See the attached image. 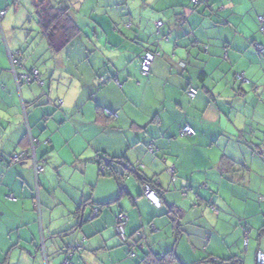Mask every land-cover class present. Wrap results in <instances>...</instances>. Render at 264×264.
<instances>
[{"label": "crops", "instance_id": "obj_1", "mask_svg": "<svg viewBox=\"0 0 264 264\" xmlns=\"http://www.w3.org/2000/svg\"><path fill=\"white\" fill-rule=\"evenodd\" d=\"M39 1L0 0V264H62L76 244L72 264L264 254V0H48L79 30L55 49ZM145 51L155 59L143 77ZM32 70L40 85L16 81ZM184 126L194 135L181 136ZM111 158L123 167L100 175Z\"/></svg>", "mask_w": 264, "mask_h": 264}, {"label": "trees", "instance_id": "obj_2", "mask_svg": "<svg viewBox=\"0 0 264 264\" xmlns=\"http://www.w3.org/2000/svg\"><path fill=\"white\" fill-rule=\"evenodd\" d=\"M35 6L37 8V19H38L39 28L41 30V34L46 38V40L48 41V45L51 48L55 49L58 46L60 47L62 45H65L66 43L70 42L74 37H76V35L79 33V30H78L77 26L73 22L72 17L67 12V10H60V9L54 8L49 3L48 0H41ZM257 22H258V17H257ZM258 24H259V22H258ZM259 26H260V24H259ZM57 34H58V36H57ZM237 79H238V76H237ZM20 83H22V82H20ZM38 85H40V84H38ZM193 89H195V88H193ZM195 90L197 91V89H195ZM187 92H188V90H187ZM187 92H186V94H187ZM197 93H198V91H197ZM187 96H188V94H187ZM188 98L191 99L189 96H188ZM193 99H191V100H193ZM33 145L34 144H31V147H33ZM22 153H25L24 158L21 161L15 162V163H20V162L28 159V156H29L28 152H22ZM12 156H10V160H11ZM111 163H116L117 165H120L121 167H123V164L121 163V160H117L116 158L115 159L111 158L106 163L104 162L105 166H104L103 163H101V164L99 163L100 175H108V174H105V172L101 171V166H103L106 169V166L111 164ZM136 176L142 182V186L143 187H144V185H148L149 187L152 188V186L150 184H148L147 182H145V180H143L141 178V176H139V175H136ZM115 225H116V223H115ZM115 225H114V230H115ZM140 233L143 235L142 232H140ZM115 234H116V232H115ZM136 234H135V238H136ZM61 235L63 236L64 234H61ZM126 236H127V234H126ZM117 238L119 239L118 236H117ZM127 240H128V236H127ZM143 240H144V238L141 239V240L136 239L135 241L136 242H140V241H143ZM84 241H86L85 238L83 239V242ZM119 241H120V239H119ZM121 244H123V243L121 242ZM138 246H139V243L137 244V246L134 247V249H139ZM83 247L84 246L80 245V244H76V245H73V246L69 245L65 249L64 257L66 256L67 253H69L71 255V259H70V262H71L72 258L74 256V252L82 250ZM139 250L142 251L143 247L141 249H139ZM173 257L174 256L171 257L170 254H167V255H165V256H163L161 258H159V256H150L149 254H145V255H143L142 262L144 264H176V263L173 262L174 261ZM212 261L214 262V264L219 263L218 260H216V259L212 260ZM71 264H72V262H71ZM177 264H179V263H177ZM201 264H205V263H201ZM219 264H237V263L234 262V260H230V261H228V263L222 262V263H219ZM238 264H241V263H238Z\"/></svg>", "mask_w": 264, "mask_h": 264}, {"label": "built area", "instance_id": "obj_3", "mask_svg": "<svg viewBox=\"0 0 264 264\" xmlns=\"http://www.w3.org/2000/svg\"><path fill=\"white\" fill-rule=\"evenodd\" d=\"M192 2L194 4H197L199 1L198 0H192ZM3 15H4L3 13H0V18L3 17ZM258 22L260 24V31H261V33L264 34V16H259ZM160 26H161V23H157V27L159 28ZM257 49L261 50V47L257 46ZM154 59H155V55L148 52V51H145L140 56V73L143 77L148 76V74L150 73ZM10 60H11L12 66L15 65L16 63H19V59L17 57H11ZM179 67L183 69L185 67V64L179 63ZM37 79H38V72L35 70H33L32 72H29V73H25V74L19 76L18 78L16 77V81L18 83L22 82V83L27 84V85L34 83ZM238 79L243 80L241 76H238ZM38 84H41V83L38 82ZM187 94L191 99H193L196 96L197 91L193 88H190V89H188ZM180 135L181 136H193L194 130L189 126H184L180 130ZM24 155H25V153L14 154L11 157V162L15 163V162L21 161L24 158ZM104 169L105 168L103 166H101L102 172H104ZM41 172H43V168L39 165H36L35 166L36 175H39ZM167 173L170 175H173V173H174L173 168H169L167 170ZM143 195L153 206H155L156 208L160 207V201L157 197L156 192L151 187H149L148 185H144ZM10 199L13 200L12 198H10ZM210 208L215 211V209L212 206ZM93 216H97V211L94 212ZM127 220H128L127 216L124 213H119L116 216L115 232L123 244H126L128 241L127 236H126V231H125ZM245 237H246V234H245ZM143 238H144V236L141 233L136 234V239L141 240ZM246 245H247V238H245V241H244V246H246ZM136 246H137V244H136ZM138 247H139V249L142 248V246H140V245ZM128 255H129V257H134L133 250H129ZM70 259H71V255L69 253H67L66 256L64 257L62 264H71ZM255 262H256V264H264V254H262L261 252H257Z\"/></svg>", "mask_w": 264, "mask_h": 264}, {"label": "rangeland", "instance_id": "obj_4", "mask_svg": "<svg viewBox=\"0 0 264 264\" xmlns=\"http://www.w3.org/2000/svg\"><path fill=\"white\" fill-rule=\"evenodd\" d=\"M35 28H37L36 27V24L35 23H33V29H35ZM32 29V31H34ZM39 29V28H38ZM29 31V30H28ZM38 31V30H37ZM34 34H36V36H37V32H35ZM37 37H39V36H37ZM36 44H38V42H35V45ZM33 71V70H32ZM32 71H30V72H32ZM35 71H37V70H35ZM38 72V71H37ZM38 82H40V78H39V73H38V79L34 82V83H36V84H38ZM41 83V82H40ZM244 242V239H242V243ZM242 249H244L243 248V246H242ZM242 261H243V264H256L255 263V254H254V249L251 247L250 249H249V251L246 253V254H241V258H240Z\"/></svg>", "mask_w": 264, "mask_h": 264}, {"label": "water", "instance_id": "obj_5", "mask_svg": "<svg viewBox=\"0 0 264 264\" xmlns=\"http://www.w3.org/2000/svg\"><path fill=\"white\" fill-rule=\"evenodd\" d=\"M95 211H97V214H98V210H97V209H94V210H93V213H92V216H91V219L96 218V216H93ZM82 212H83V211H82ZM79 220H80V222H82V217H80Z\"/></svg>", "mask_w": 264, "mask_h": 264}, {"label": "clouds", "instance_id": "obj_6", "mask_svg": "<svg viewBox=\"0 0 264 264\" xmlns=\"http://www.w3.org/2000/svg\"><path fill=\"white\" fill-rule=\"evenodd\" d=\"M159 199V198H158Z\"/></svg>", "mask_w": 264, "mask_h": 264}]
</instances>
